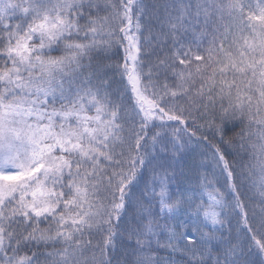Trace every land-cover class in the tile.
<instances>
[{"label": "snow or ice", "instance_id": "snow-or-ice-1", "mask_svg": "<svg viewBox=\"0 0 264 264\" xmlns=\"http://www.w3.org/2000/svg\"><path fill=\"white\" fill-rule=\"evenodd\" d=\"M186 34L193 37L187 46ZM116 47L120 62L93 66L92 53L106 58ZM56 48L62 55L54 58ZM113 68L131 93L130 130L111 99ZM199 118L206 124L197 125ZM194 125L229 144L225 137L242 126L235 139L241 152L259 153L254 184L264 200V0H0V264H40L36 252L22 254L40 245L52 246L47 264H112L122 238L116 227L146 168L152 175L143 196L151 199L137 208L147 220L128 232L134 264H159L145 253L153 244L175 253L185 242L189 264H235L234 245L223 259L213 257L214 232L195 229L208 242L198 252V241L169 223L188 201L170 194L174 172L157 156L175 162L193 138L207 143L189 131ZM253 125L260 145L245 144ZM209 146L243 211L233 171ZM224 208L223 195L203 178L196 216L215 229ZM245 227L249 251L264 257V235L257 239L264 223L253 229L245 220Z\"/></svg>", "mask_w": 264, "mask_h": 264}, {"label": "trees", "instance_id": "trees-1", "mask_svg": "<svg viewBox=\"0 0 264 264\" xmlns=\"http://www.w3.org/2000/svg\"><path fill=\"white\" fill-rule=\"evenodd\" d=\"M149 4L156 3L157 6H161L167 2V0H147ZM105 13L101 12V15ZM164 12L161 7L160 16L163 18ZM81 23H84L82 20ZM80 41V38H75ZM187 46L193 40L191 34H186L181 37ZM86 42V41H85ZM194 46V45H193ZM206 46V42H205ZM171 44L165 52L170 54ZM52 56L59 57L62 55L60 48H56L52 51ZM122 50L116 47L108 57H103L100 54L92 53V64L95 66L97 62H102L104 64L115 65L122 60ZM153 60L157 59L152 57ZM85 65L89 63L88 59L84 60ZM85 75H88L85 72ZM108 76L112 80L111 99L113 102L122 105L121 117L122 122L126 129H131L132 121L135 120V113L133 111L134 104L131 99V93H126L124 90V83L121 82L120 77L116 74L115 68L109 71ZM170 84H174V81L169 78ZM197 86H199L197 84ZM187 115V112L185 113ZM131 117V119H129ZM208 118H212V112L209 111ZM174 123V122H172ZM206 120L204 118L197 119V125H205ZM197 125L189 128V131H196V136H207L208 141L205 143L203 139L197 141L193 138V143L187 150L182 154V157L175 162H171L170 157H163L162 163H166L170 170L174 172V176L169 177L170 182V194L175 198L177 195H183V198L189 195V192H195L200 194L191 195L194 199L199 200L201 197V181L203 178H207L211 181L214 187L223 195L225 208L222 212L223 225L215 231L204 229L209 235L215 233L214 242L211 243V250L213 257L219 255L223 259L224 252L229 248V246H236L237 258L235 264H264V257H261L255 248L249 251L252 245L251 234L248 228L245 227V220L248 222V227L255 229L261 223H264V200L256 190V185L254 181L259 179V171L257 170V155L259 153L255 152L254 149L248 148L247 151H240V143L236 137V133L241 131L242 126L236 127L233 131L229 132L225 137V141H231L229 143H220V138L213 136L212 133L205 126L202 130H196ZM182 127V126H181ZM156 129H153L155 131ZM171 132V128L168 129ZM251 133L245 144H255L260 145L261 141L259 139L260 129L253 125L251 128L247 129ZM215 145L218 147L222 154L225 156V160L228 162L230 169L233 171V183L236 184L238 192L236 195L240 198V203L244 206L243 211L235 206V200L233 194L229 191L227 175L222 171V165L217 167L212 158V147L209 145ZM204 151L206 153H204ZM204 154V156H203ZM159 156V155H158ZM249 172L252 173L249 176ZM151 168H146L143 172L138 183L132 188L131 191V202L126 203V208L124 215L119 221L116 231L122 238H118L116 242V249L110 254L112 258V264H134L136 257L132 255V251L135 248L134 244L128 243V232L130 230H138L143 223L146 222L147 217L143 219L138 215L137 202L143 200H150V197H144L146 185L151 182ZM242 177V179L240 178ZM158 190V188H157ZM144 207L147 208L148 204L145 203ZM172 227L176 231L181 230L178 225V219H172L169 221ZM175 223V225H173ZM190 224V223H189ZM177 226V227H176ZM41 227H47V225H41ZM191 229V228H189ZM264 235V231L257 235V239H260ZM100 237H96L99 239ZM161 242L166 239V236L161 233L159 236ZM188 246L185 243L180 245L181 250L175 253L169 252L163 248H157L155 244L151 249H145L147 255L156 256L159 260V264H189L192 252H184L182 249ZM208 248V242H197L195 244V249L199 252ZM52 246L40 245L39 247L32 246L25 248L22 252L31 254L36 252L40 258V264H47L44 253L52 251ZM91 255V252L88 253ZM211 264V262H209Z\"/></svg>", "mask_w": 264, "mask_h": 264}, {"label": "rangeland", "instance_id": "rangeland-1", "mask_svg": "<svg viewBox=\"0 0 264 264\" xmlns=\"http://www.w3.org/2000/svg\"><path fill=\"white\" fill-rule=\"evenodd\" d=\"M148 151H151V149H148ZM204 153H206V152L204 151ZM203 156H204V154H203ZM157 162L162 163V159L160 158V156H157ZM171 162H173V161L171 160ZM193 194L198 195V196L200 195L198 193L190 191L189 195L187 196V199H185L186 196L184 197V199L186 201H188V203H192V208L189 209L188 203H185V205H184L185 210L180 211L173 219H178L177 226L179 225L181 228L183 227L185 236L191 237L200 243L201 242H207V241H199V233H195V235H194L195 229L200 228V230L202 232H205L204 229H207L208 231L209 230L215 231V230L219 229L220 226L218 225L215 229H212L211 225L204 223L202 218H198L196 216L195 207L197 204L200 203L201 197L199 198V200H196L191 196ZM173 225H175V223H173ZM189 228H191V229H189ZM179 231L180 230H178V232ZM211 242H214V240H212Z\"/></svg>", "mask_w": 264, "mask_h": 264}]
</instances>
